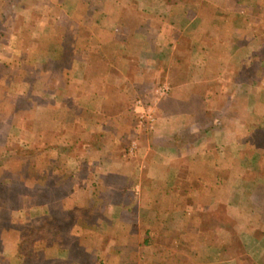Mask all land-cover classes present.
Wrapping results in <instances>:
<instances>
[{
    "label": "crops",
    "instance_id": "crops-1",
    "mask_svg": "<svg viewBox=\"0 0 264 264\" xmlns=\"http://www.w3.org/2000/svg\"><path fill=\"white\" fill-rule=\"evenodd\" d=\"M1 105L43 175L0 264H264V0H0Z\"/></svg>",
    "mask_w": 264,
    "mask_h": 264
},
{
    "label": "rangeland",
    "instance_id": "rangeland-1",
    "mask_svg": "<svg viewBox=\"0 0 264 264\" xmlns=\"http://www.w3.org/2000/svg\"><path fill=\"white\" fill-rule=\"evenodd\" d=\"M19 108V107H18ZM0 111H1V116L3 117L4 115H7V106H0ZM5 110V111H4ZM3 122L0 123V129L2 130L1 136H0V190L1 189H13L11 191H16L15 193V197L14 200L17 201V199L20 197L21 193L26 192V191H33V188L35 187V189L39 188L36 186H32V184L29 187V189H23L24 186H19L17 182H19L20 179H28V181H30L31 183H35L37 182V180H39V178L43 175L41 172V169L39 168V155H35V153H28L25 152L22 145H20L19 143L15 142L17 140H19V138H16V140H11L14 143H8L6 145V141H9L8 137L6 138V136H8L7 134L5 135V133L9 132V127H13L14 124L13 122H9L8 120L4 119L2 120ZM14 129L17 130V127H14ZM5 135V136H4ZM22 138H24L22 136ZM3 145H6L5 148ZM17 145V146H16ZM54 160V158L51 160V162ZM50 175H48L49 177ZM56 177L53 176V178L50 179L51 181V187H53V189H59L60 191H65V187L61 186L60 188H57L55 182H56ZM57 181H59L57 179ZM10 183V185H9ZM17 184V185H16ZM17 189V190H14ZM71 187L68 186V190H70ZM14 193V192H13ZM6 200V201H4ZM0 203L3 205H7V206H12L10 204V201L7 200L6 198H4L3 193L0 191ZM17 204V203H16ZM57 209H63L62 207L58 206ZM27 235L31 238V240H33V236H36L37 238L39 237V231L37 228H27ZM26 236V235H25ZM53 236V235H52ZM66 236V235H65ZM80 235H75V237L73 239L69 240V245L71 247V249L69 250V253L71 255V257H74L76 260H79L81 262H84V264H92V263H96L94 262L92 259L96 258L98 259L99 257L102 256V250L100 249H96V250H88L86 247H83V245L87 244L85 243V241L82 243V240L79 239ZM29 238V239H30ZM45 238H49L48 236ZM36 243V247L32 251H35L36 249H38L39 247V243L40 240L38 239H34ZM29 244L26 243V241H24L21 244V249H23L25 246H27ZM38 245V246H37ZM92 245V244H91ZM35 246V244H34ZM39 251V250H38ZM41 251H39L38 253H40ZM21 253V250H20ZM36 252H32V254H34ZM67 252L63 253V256H66ZM22 256V254H21ZM24 259V257H23ZM25 261H28L27 259H24ZM30 260H33V258H31ZM34 261V260H33ZM77 262V261H76Z\"/></svg>",
    "mask_w": 264,
    "mask_h": 264
},
{
    "label": "trees",
    "instance_id": "trees-1",
    "mask_svg": "<svg viewBox=\"0 0 264 264\" xmlns=\"http://www.w3.org/2000/svg\"><path fill=\"white\" fill-rule=\"evenodd\" d=\"M11 190L8 189V188H5V189L3 188L0 191L3 193L4 198H6L7 200H9L10 201V204L12 206H14L17 203V201L14 200L16 191H11ZM14 190H17V189H14ZM4 201H6V200H4ZM26 237H28V240L25 239V241L29 245L25 246L23 249H20L21 250V254L24 257V259H27V260L29 259L28 261H26L27 262L26 264H42V260H41V257H40L41 256V252L38 253L40 251L39 248L36 249L35 251H32V252H36L34 254H32V252L30 251V250H33L34 248H37L36 246H34V243H35L34 239L35 240L36 239L41 240L40 239V237H41L40 234H39V237L38 238L36 236H33V238H34L33 240H31V238L28 235H26ZM31 258H33L34 261L33 260H30Z\"/></svg>",
    "mask_w": 264,
    "mask_h": 264
},
{
    "label": "built area",
    "instance_id": "built-area-1",
    "mask_svg": "<svg viewBox=\"0 0 264 264\" xmlns=\"http://www.w3.org/2000/svg\"><path fill=\"white\" fill-rule=\"evenodd\" d=\"M167 87L166 86H160L157 91L156 94L162 96L163 94H165L167 92ZM135 105L137 107L142 106V102L140 99H137L135 101ZM139 118L141 121H152L153 120V116L151 115V112L146 111L145 109H142L139 115Z\"/></svg>",
    "mask_w": 264,
    "mask_h": 264
}]
</instances>
